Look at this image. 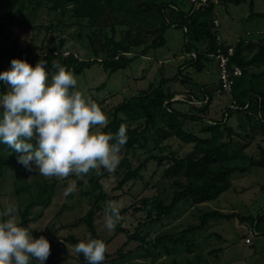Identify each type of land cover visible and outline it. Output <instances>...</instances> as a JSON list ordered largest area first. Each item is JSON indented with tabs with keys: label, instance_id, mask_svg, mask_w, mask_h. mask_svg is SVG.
I'll return each instance as SVG.
<instances>
[{
	"label": "rangeland",
	"instance_id": "374dc122",
	"mask_svg": "<svg viewBox=\"0 0 264 264\" xmlns=\"http://www.w3.org/2000/svg\"><path fill=\"white\" fill-rule=\"evenodd\" d=\"M0 8V63L5 66L11 52L25 47H30L33 55L45 52L46 49L57 46L60 39L65 40L64 51L73 52L82 59L92 57L87 40L81 41L77 37L79 33L85 36L91 29H80L74 23L77 22L71 16V6H67L66 13L62 17L58 13L49 11L46 0L39 6L30 5L27 9L18 11V4L29 0H2ZM176 5L182 12L190 9L189 0H166ZM254 1V13L264 15V0ZM221 4V3H220ZM218 4L215 10V19L219 23L217 34L225 44L233 45L238 40L248 38L258 39L264 33V18L251 16L249 2L239 5L228 3ZM35 7V8H34ZM170 20L169 11L167 12ZM62 22V26H56ZM82 22V21H78ZM102 22L101 24H103ZM56 27L53 33L47 28ZM102 26V25H101ZM165 45L150 51L146 56H140V49H135L129 55L133 60L125 69L112 74L105 72L100 65H93L75 76L77 79L76 91H80L87 99L91 98L110 119L112 108L136 96L139 91L148 89L150 84L156 85L161 79H172L178 73V69L190 56L183 52L185 43L184 30L168 27L164 33ZM151 37L146 38L149 43ZM191 41V40H190ZM192 44V42H190ZM199 48V46H197ZM249 74L258 76V83L264 87V64L252 66ZM183 81H169L166 89L182 94L174 98L182 102L188 92H192L197 98L202 99V87L212 94V101L204 117L203 122H186L185 128L192 130L199 137H208V134L200 133L202 123L220 121L226 113V109L232 103L231 94H217L214 89L218 87V74L215 62L211 59L203 61V69L197 71L194 65L188 64L181 71ZM101 85H104L101 87ZM8 91V86H7ZM1 95V93H0ZM176 108L188 111V106L174 104ZM190 106V105H189ZM232 110V109H231ZM243 117V112H229L227 126H231L235 133L233 141L248 143L244 150L245 157L258 158V146H264V136L257 131L253 136L248 122ZM211 120V121H210ZM103 127L97 126L93 131L102 133ZM248 135L250 137H246ZM253 136V140L252 139ZM251 138V139H250ZM192 149L191 144H184L176 138L166 140L161 145V152L150 143L146 150L137 149L127 156L132 168L140 165L146 157L153 155H169L175 153L179 157L185 156ZM120 160L122 155L120 153ZM248 159H236L231 166L247 164ZM168 163L157 168L154 161L147 162L140 171L142 180L127 182L121 189H116L117 184L124 176V169L117 173L109 172L104 168L92 170L86 175H70L68 178H45L39 172H29L24 168L22 181L37 183H56L55 193L51 205L47 209L35 207L31 210V216L43 211L41 218L28 224L29 232L33 238L38 239L43 235L51 245L50 259L59 264H83L74 252V246L67 243L64 238L72 236L78 240H87L89 233L86 226L79 220L96 204L100 207L95 211L94 225L100 240L106 241V254L108 260L102 264H264V236L259 233L248 234L250 225L240 222L237 215L256 218L264 212V168L252 167L245 173L236 172L230 176V188L221 194L216 200L206 202L198 206H189L181 202L177 209L160 223L143 229L144 243L131 241L129 235L135 233L139 223L145 221L142 212L134 211L138 201L144 197H152L163 191V195H170L169 182L161 179L162 170ZM96 180L101 191L107 197L106 201L100 198V189L92 180ZM75 180L77 191L65 195V189ZM15 176L11 168L4 169L0 176V213L9 204L17 208V222L20 221L19 212L27 201L28 193H14ZM158 182L157 187L153 184ZM158 189V190H157ZM169 199V198H168ZM109 201L117 202L121 219L118 222L123 232L115 229L109 232L104 227L105 209ZM125 210V212H122ZM217 210L225 214L235 212L236 217L230 219H211L202 231L189 232L178 244L170 242L182 236V231L190 227L198 226L202 215ZM0 219H4L0 217ZM167 235V236H166ZM165 236V238H164ZM163 237V238H161ZM167 237V238H166ZM248 237L250 244H245ZM159 238V240L157 239ZM31 264H38L32 260Z\"/></svg>",
	"mask_w": 264,
	"mask_h": 264
},
{
	"label": "trees",
	"instance_id": "16d2710c",
	"mask_svg": "<svg viewBox=\"0 0 264 264\" xmlns=\"http://www.w3.org/2000/svg\"><path fill=\"white\" fill-rule=\"evenodd\" d=\"M16 1L18 0H13V3ZM46 1L45 5L48 6L49 11L58 13L62 17L66 13L67 6H71V16L77 21L74 24L83 31L85 28L91 29L86 36L79 33L77 37L81 41L86 38L92 57L82 59L73 52L64 51L65 40L60 39L57 46L48 48L38 55H33L30 47L11 52L7 64L3 66L0 63V73L10 69L13 59L26 60L32 67H35L36 63L43 58L48 61L46 69L49 72L56 71L52 68V61L55 60L75 76L82 74L84 70L95 64L100 65L105 72L112 74L129 65L133 60L129 57L133 50L141 48L138 54L146 56L150 51L164 46V33L168 27L184 30L186 41L183 52L190 56L189 61L179 67L177 75L172 79L163 78L156 85L150 84L148 89L139 91L136 96L124 100L112 108L110 119L102 129V134H116L121 124L126 125L127 128V143L121 150L122 159L114 170L117 173L124 169V176L117 184L116 189H121L129 181L142 180L140 171L144 169L147 162L154 161L157 168L162 167L165 162L168 163L162 170L161 179L169 182L170 195H163L165 189L163 191L157 189L158 194L144 197L138 201L139 205L134 207V211L142 212L145 221L138 224L135 233L128 236L129 240L144 243L143 229L151 227L157 222L162 224L163 219L172 215L181 202H186L193 207L216 200L230 188L229 180L232 174L245 173L252 167L264 168V146H258V158L245 157L244 150L249 146L250 141L235 143L233 136L237 133L231 126H227L229 112H243L241 119L248 122L252 135L254 136L258 131L260 135L264 136V87L257 82L258 76L248 73L250 67L264 64V33L256 41L248 38L238 40L234 44L235 52L231 63L242 70V76L235 81L232 90V100L236 104V109L227 108L226 116L220 121L210 120L211 122L202 123L200 133L208 134V137L197 136L194 131L185 128V123L203 122L204 117L198 115H206L212 101L211 92L201 86L202 99L197 98L192 92H188L182 99L183 101L178 102L174 98L182 94L165 88L169 81H183L181 71L188 64L194 65L197 71H201L204 60L214 61L210 55L216 48L217 33L213 29V21L217 5L220 3V5L228 3L239 5L249 2L251 16L264 18V15L254 13L253 0H206L205 3L202 0H197L195 5L189 2L190 9L187 12H182L174 3L166 0ZM33 4L39 6L42 1L29 0L28 4L21 1L18 4V11L25 10ZM2 5L3 1L0 0V8ZM168 11L171 20L167 15ZM102 22L104 23L101 24ZM62 25V22H58L56 26ZM55 29V26L50 25L47 31L53 33ZM147 37H151L149 43H146ZM103 86L101 85V87ZM6 92L7 85L0 81L1 95ZM175 103L188 106V111L185 112L174 107ZM253 136L252 139L250 138L251 140H253ZM246 137L250 136L245 135ZM171 138H176L184 144H191V151L183 157H179L175 153L169 155L150 154L140 165L132 168L127 156L129 153H134L137 149L146 150L150 143L161 152V145ZM27 154L18 153L0 142V176H3L4 169L11 168L15 176V195L25 191L29 196L19 212L18 225L22 227H27L29 223L41 218L42 210L34 216H31V210L35 207L47 209L52 203L56 188L54 182L40 184L36 181L31 183L22 181L24 166L17 163V157ZM238 158L245 159V161L248 159L247 164L231 166L230 163ZM91 182H94L100 189V198L106 201L107 197L101 191L99 183L94 179ZM157 184L156 181L153 188H156ZM99 210L100 207L96 204L78 222L86 226L89 238L92 239H99L94 225V214ZM233 217H236L235 212L225 214L217 210L210 211L202 215L198 226L182 231V236L176 240H168L178 244L189 232L204 230L207 222L211 219ZM237 218L240 222L248 223L250 229L255 233L264 236V212L256 218L239 215ZM115 230L123 232L119 224L116 225ZM157 239L159 240V238ZM64 240L72 246L80 242L72 236H67ZM104 242L106 244V241ZM77 256L83 264H86L82 254H77ZM107 260L108 255L105 253L103 262ZM45 264L59 263L48 258Z\"/></svg>",
	"mask_w": 264,
	"mask_h": 264
},
{
	"label": "clouds",
	"instance_id": "9594fccd",
	"mask_svg": "<svg viewBox=\"0 0 264 264\" xmlns=\"http://www.w3.org/2000/svg\"><path fill=\"white\" fill-rule=\"evenodd\" d=\"M48 61L40 59L35 67L26 60L13 59L8 71L0 73V81L8 91L0 95V142L16 152L17 163L29 172L45 178H68L86 175L101 167L114 171L120 153L127 143V128L121 124L116 134L93 131L104 127L108 117L91 98L76 91L77 79L58 61H52L54 72L46 69ZM77 191L73 180L65 195ZM0 264H45L51 255L49 241L41 235L34 239L28 228L18 225L17 208L9 204L0 213ZM117 202L109 201L105 209L104 227L113 231L120 221ZM86 264H102L106 244L88 238L74 245Z\"/></svg>",
	"mask_w": 264,
	"mask_h": 264
},
{
	"label": "built area",
	"instance_id": "2783aa9c",
	"mask_svg": "<svg viewBox=\"0 0 264 264\" xmlns=\"http://www.w3.org/2000/svg\"><path fill=\"white\" fill-rule=\"evenodd\" d=\"M206 0H202L205 3ZM191 4H196L197 0H189ZM219 23L216 19L213 21V29L218 31ZM215 44L216 48L213 53L210 55L216 65V70L218 74V87L215 89V93L217 94H231L233 90V86L235 81L242 76V70L240 67L231 63V59L234 55V44L229 45L225 44L222 39L216 34ZM236 104L232 101L230 105V109H236ZM248 234H255V231L249 229ZM245 244H250L251 240L246 237L244 239Z\"/></svg>",
	"mask_w": 264,
	"mask_h": 264
}]
</instances>
